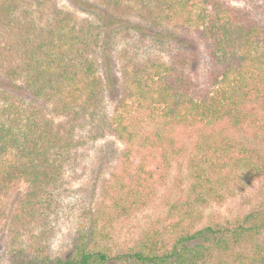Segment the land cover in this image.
<instances>
[{"label": "trees", "instance_id": "trees-1", "mask_svg": "<svg viewBox=\"0 0 264 264\" xmlns=\"http://www.w3.org/2000/svg\"><path fill=\"white\" fill-rule=\"evenodd\" d=\"M68 1L86 17L0 0V264H264V207L204 214L264 177V26L222 0ZM109 136L121 147L78 231L62 255L39 253L80 158ZM181 157L188 184L113 250L114 225L154 202Z\"/></svg>", "mask_w": 264, "mask_h": 264}, {"label": "rangeland", "instance_id": "rangeland-1", "mask_svg": "<svg viewBox=\"0 0 264 264\" xmlns=\"http://www.w3.org/2000/svg\"><path fill=\"white\" fill-rule=\"evenodd\" d=\"M232 6L240 7L246 10L256 21L264 26V0H222ZM58 3L65 10L72 11L78 17H86L84 12H81L74 7L68 0H58ZM124 44V45H123ZM126 44L128 45L127 41ZM119 49L125 47L124 41L117 43ZM122 47V48H121ZM129 47V46H127ZM151 49L147 47L140 55L147 57ZM123 51V50H122ZM201 63L197 73L191 72V75L198 82L204 84L205 80V64L204 58L201 56ZM100 60V59H98ZM102 68H99L101 72ZM108 106L113 108L115 97H108ZM46 112L49 113L50 106L42 104ZM121 147L120 143L113 137L109 136L97 143L92 149L90 155L80 158V164L77 168L82 171V176L74 179L71 186V192L62 197L58 207L57 215L52 216L50 232L46 238L40 242L38 252L48 256L57 257L62 255L68 242L71 240L74 233L78 231L81 225L80 212L91 199V189L95 180L105 174L112 163L111 160L117 150ZM105 154L109 155L104 157ZM114 160V159H113ZM112 160V161H113ZM186 159L181 157L174 161L171 175L167 183L161 187L158 196L154 202L141 211H136L131 216L126 217L123 223L115 224L111 233V245L113 250L125 248L134 238H137L140 232L157 219L166 210V201L178 190L181 182L188 184L185 180L186 176ZM105 170V171H104ZM22 189V188H21ZM16 195V194H15ZM15 195L8 199L9 208L15 201ZM253 207H264V177L252 181L250 185L236 189L232 195H227L221 202H211L205 209L206 220L226 221L232 220L235 217L246 213ZM34 243L21 242V248L24 253L32 252L29 248ZM2 247V240L0 241Z\"/></svg>", "mask_w": 264, "mask_h": 264}]
</instances>
